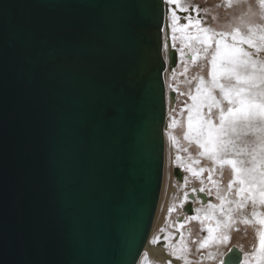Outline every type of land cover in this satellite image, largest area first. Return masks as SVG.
Listing matches in <instances>:
<instances>
[{
  "label": "water",
  "instance_id": "water-1",
  "mask_svg": "<svg viewBox=\"0 0 264 264\" xmlns=\"http://www.w3.org/2000/svg\"><path fill=\"white\" fill-rule=\"evenodd\" d=\"M170 10L0 0V264L139 263L164 180L165 76L178 66ZM234 254L239 264L237 247L223 259Z\"/></svg>",
  "mask_w": 264,
  "mask_h": 264
},
{
  "label": "snow or ice",
  "instance_id": "snow-or-ice-1",
  "mask_svg": "<svg viewBox=\"0 0 264 264\" xmlns=\"http://www.w3.org/2000/svg\"><path fill=\"white\" fill-rule=\"evenodd\" d=\"M168 2L176 4L183 12L189 10L188 7L181 5L180 0H168ZM258 2L264 13V0ZM171 17L172 47H175L174 42L177 38L175 34L180 32L184 40V48L190 49L189 61L195 64L196 59L200 57L207 62L209 68V79L206 81L204 76L198 75L195 77L198 80L195 95L188 93L193 103L188 109L184 139L198 145L201 149L199 155L207 157L213 163L214 167L208 170L210 181L216 167L222 170L228 166L233 176L227 185L228 192L232 193L233 185H238L235 194L239 199L227 200L229 204L235 203L236 208L229 209L225 213L223 204L226 198H222L219 192L217 199L221 200V205L208 204L209 208L219 207L221 215L225 218L217 222L216 228L207 229L209 236L200 242V247L203 248L213 239L221 243L229 240V237L223 233L216 237H213V233L221 227L230 228L235 224L233 213L244 209L247 202L250 201L253 206L259 204L264 207V58L259 55L264 52V25L245 23L242 20L246 32H242L240 27L233 28L231 32H218L210 27H201V21L196 20L197 32L189 35L186 34V30L192 26L194 18L187 17L188 24L180 25V18L175 11L171 13ZM261 18L264 19V15ZM2 29L3 25L0 24V30ZM226 39H229L228 43H225ZM191 41H195V47L192 46ZM213 44L216 46L213 47ZM243 45L255 51L250 52ZM164 47H168L167 43ZM180 50L183 51V48ZM202 109H207L203 115H201ZM193 112H195V120ZM176 123L174 120L173 126ZM249 133L255 137L252 146L242 141V136ZM173 140L175 141L174 137ZM184 151L187 149L185 148ZM176 159L179 162L180 156ZM186 170L197 177L205 171L201 169L197 172L190 166ZM220 175H223L222 171ZM199 192H205V189L201 187ZM192 195H196V189H193ZM184 198L188 199L187 193ZM251 215V220L244 218L240 223L260 225L256 230L258 247H254L250 256H245L244 264H250L251 261L255 264H264V213L254 210ZM207 218L206 216L205 219ZM196 219L199 217L189 216L185 223ZM180 227H183V224ZM236 230L239 231L238 228ZM21 233L23 241V228ZM3 235L0 231V240L3 239ZM172 255L176 259L184 258L176 253ZM168 264H171V261ZM220 264H237V257L234 254L227 257V261L222 258Z\"/></svg>",
  "mask_w": 264,
  "mask_h": 264
},
{
  "label": "rangeland",
  "instance_id": "rangeland-1",
  "mask_svg": "<svg viewBox=\"0 0 264 264\" xmlns=\"http://www.w3.org/2000/svg\"><path fill=\"white\" fill-rule=\"evenodd\" d=\"M168 2V0H165ZM180 3L184 7H188V11L193 10L194 16L192 26H189L186 30V34L194 35L197 32L195 27L196 20L201 21V27H210L215 31L231 32L235 27H240L242 32H246L242 20L247 23L264 25V19H262V13L258 0H231V7H229V0H180ZM171 12H176L179 17L180 25H187L188 19L181 18L180 10L176 4L169 3ZM175 6L176 8L173 9ZM197 9L199 11L197 12ZM181 11V10H180ZM169 26L171 31L172 41V17L169 18ZM175 40V49L179 53L178 66L172 73L167 72L165 76V82L167 86V100H168V113L167 119L169 127L165 132L166 147H165V167H164V180L161 190V199L157 209V215L152 227V234L149 243L152 247L165 249L170 259L177 262V264H217L221 256L229 250L230 245L238 244V237L228 243L229 240L221 243L217 239L209 241L208 246L201 248L200 242L209 236L207 229L209 227L216 228L218 221H223L224 216L221 215L220 208H209L208 204L215 206L221 205V200L217 199V192L222 198H226L223 209L225 213L229 209L236 208L235 203L229 204L227 200H237L236 189L238 185H233L232 193L227 190V185L231 179H233L232 173L228 166H225L222 170L216 167V171L212 173V180L208 179L209 169L213 168V163L204 156H200L198 145L195 143H189L184 139V133L187 131L188 109L192 105V100L188 93L195 95V89L198 80L195 79L198 75L204 76L205 80L209 79L207 62L198 57L195 64L189 61L190 49L184 48V40L181 38V33L177 32ZM229 41V39H228ZM173 43V41H172ZM193 47L196 46L195 41H191ZM216 45L213 44V47ZM183 48V51L180 49ZM167 48H165V51ZM264 58V52L259 54ZM187 68V71H185ZM175 94V102L170 98V94ZM207 109L201 110V115L206 113ZM215 112V110H213ZM195 120V112L192 113ZM176 121V125L173 126V121ZM251 134V133H250ZM249 135H243L242 141L246 142L248 146H252L253 142L249 141ZM175 138V141L173 140ZM252 143V144H251ZM187 151H184V149ZM177 156L183 160L181 165L175 163ZM199 161V163H196ZM200 172L201 169L205 171L200 175L194 176L192 172L187 171L188 167ZM179 168L183 174L184 179L180 183L175 177L174 171ZM223 175H220V172ZM203 181V183H201ZM203 187L205 193L209 194L210 201L203 205V203L194 204V215L199 217L196 220H190L185 223L187 217H189L185 206L187 200H185V193L192 194L193 189H196L197 193L199 189ZM195 203V202H194ZM257 211L264 213V207L259 204L253 206L249 201L247 206L233 213V217L236 221L230 228H219L213 233V237L223 233L230 239L231 231L233 232L236 227H244L240 223L243 217V213L247 214V219H252V212ZM184 216V219L179 223L180 217ZM208 217L205 219V217ZM202 221V223H201ZM183 224V227L180 225ZM246 227L250 228L248 243L246 246V256H250L254 247H258V240L256 237V230L260 227L258 224H250ZM158 241V242H154ZM172 253L184 257L183 259H176ZM202 254L204 255L201 259ZM163 263L153 257L151 251H146L138 264H168L169 261ZM250 264H255L251 261Z\"/></svg>",
  "mask_w": 264,
  "mask_h": 264
},
{
  "label": "flooded vegetation",
  "instance_id": "flooded-vegetation-1",
  "mask_svg": "<svg viewBox=\"0 0 264 264\" xmlns=\"http://www.w3.org/2000/svg\"><path fill=\"white\" fill-rule=\"evenodd\" d=\"M178 11L182 14L181 18H183V19H186L187 17H192V18L195 17L194 16L195 14H194L193 10H190L189 12H183V11H180V10H178ZM170 12H171V10H170ZM170 16H171V13H169V17ZM181 173L183 174L182 171H181ZM183 179H184V174H183ZM198 194L199 193H197L195 195V203L190 199V195L188 197L186 206H187V204L191 203L192 204V211H194V204L200 203V202L203 203V199H201V198L199 199L198 198ZM201 194H207V196H208L207 203H208L210 201L209 194L208 193H205V192L204 193H201ZM242 225L244 227H240V225H239L238 227L235 228V230L233 232L231 231L230 239H229V242H228V243H231L236 238V236H237L239 238L238 239V244L237 245H230L229 246L230 247L229 250L226 251L223 254V256H222V258H223L225 256V254L228 253L231 250V248L237 247L240 250V252H241V260H240V263L239 264H244V258L246 256V250H245L246 249V246L245 245L249 244L247 238L250 235L249 234L250 228L246 227L247 225H244V224H242ZM237 228L239 229V231L236 230Z\"/></svg>",
  "mask_w": 264,
  "mask_h": 264
},
{
  "label": "bare ground",
  "instance_id": "bare-ground-1",
  "mask_svg": "<svg viewBox=\"0 0 264 264\" xmlns=\"http://www.w3.org/2000/svg\"><path fill=\"white\" fill-rule=\"evenodd\" d=\"M229 41H228V39H226L225 40V43H228ZM243 47L246 49V50H248V51H250V52H254L255 50L254 49H248L247 48V45H243ZM167 51V50H166ZM167 113H168V110H167ZM249 136V141H254V139H255V137L252 135V134H248ZM252 144V143H251ZM175 163L177 164V165H181L182 163H183V160L182 159H180V161L179 162H177V159H175ZM189 197V196H188ZM188 200V199H187ZM193 202H195V201H193ZM243 217L244 218H247L248 216H247V214L246 213H243ZM180 218H183L184 219V216H182V217H180ZM182 219V220H183ZM146 251H151V253H152V255H153V257H155L158 261H162L163 263H165V262H167L168 260H172V259H170V257L168 256V254L166 253V250L165 249H161V248H157V247H152L151 246V244L149 243L148 245H147V247H146ZM145 251V252H146ZM220 259H222V256H221V258ZM218 263H220V260L217 262V264Z\"/></svg>",
  "mask_w": 264,
  "mask_h": 264
}]
</instances>
